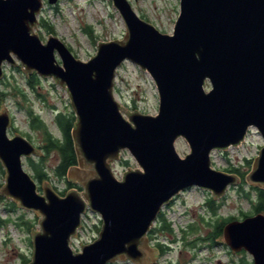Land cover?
Returning <instances> with one entry per match:
<instances>
[{
	"label": "water",
	"instance_id": "95a60500",
	"mask_svg": "<svg viewBox=\"0 0 264 264\" xmlns=\"http://www.w3.org/2000/svg\"><path fill=\"white\" fill-rule=\"evenodd\" d=\"M112 2L126 33L99 42L84 61L57 36L43 42L34 32L44 0H0V80L6 63H20L26 76L67 89L78 158L67 179L84 189L61 195L46 183L41 193L23 158L42 152L23 134L11 137V112L0 111V196L42 215L27 264H156L149 232L160 211L193 186L224 196L242 178L213 168L212 152L240 145L251 128L264 140V0H180L172 33L129 0ZM180 137L191 148L185 157L176 150ZM245 179L264 189V145ZM88 209L102 227L76 251L71 241ZM223 233L232 250L264 264V213L229 221Z\"/></svg>",
	"mask_w": 264,
	"mask_h": 264
},
{
	"label": "rangeland",
	"instance_id": "374dc122",
	"mask_svg": "<svg viewBox=\"0 0 264 264\" xmlns=\"http://www.w3.org/2000/svg\"><path fill=\"white\" fill-rule=\"evenodd\" d=\"M44 1V8L38 18L40 22L43 19L47 27L39 23L34 27V32L39 34L43 42H46L50 35L57 36L81 60L88 61L95 56L99 42L122 39L126 33L125 21L113 6L112 0H59L56 4ZM129 1L141 18L155 25L163 33L173 32L180 13V0ZM48 25L53 26L54 32L49 31ZM86 29H91L92 34ZM57 58L61 59L59 55ZM4 69L5 75L0 80V89L13 88L14 85L27 93L25 98L11 91L2 100L0 111L8 107L12 116L9 135L13 137L20 133L37 147L43 146V132L34 129L30 124L29 110L33 107L55 135L61 136L55 123L57 112H74L67 89L57 85L51 77L39 76L41 81L35 91L28 85L29 77L24 74L22 64L13 66L6 63ZM263 145L264 140L258 129L251 128L240 145H233L225 150L215 149L211 156L212 167L227 173H236L231 170L239 169L247 175ZM175 146L181 157L191 152L188 141L183 137L177 139ZM40 150L42 155L23 158L24 168L36 180L38 190L43 193L46 183L59 194L70 190L66 179L55 172L59 162L58 154L56 152L47 154L41 148ZM41 157H44L42 162L48 176L42 181L35 178V172L29 161L30 159L38 161ZM5 181L6 171L0 161V189ZM242 184L241 182L231 185L227 193L216 200L213 199L212 191L193 186L182 191L168 206H165L163 212L170 223L175 241L170 240L171 233L158 235L160 242L167 246L169 244L171 248V251L164 256L160 254L158 262L160 264L170 262L171 264H253L251 253L244 249L232 250L225 243L223 234L214 236L217 230L216 224L221 219L234 217L236 220H242L245 215L252 216L258 213L254 208L257 195L255 187L246 182ZM83 190L82 187L81 191ZM211 198L215 201L214 206H218L215 211L208 207ZM13 202L16 206H13ZM41 218L42 215L38 211L21 208L13 198L0 196V221L9 220L6 225L0 223V264H27L32 259L31 232L41 229L39 223ZM159 223L156 222L154 227ZM99 227L100 229L102 227L101 216L88 209L82 227L71 241L72 248L80 251L82 244L93 242L99 235ZM150 242L151 245L156 246L154 240L150 239ZM115 264L132 263L128 261Z\"/></svg>",
	"mask_w": 264,
	"mask_h": 264
},
{
	"label": "trees",
	"instance_id": "16d2710c",
	"mask_svg": "<svg viewBox=\"0 0 264 264\" xmlns=\"http://www.w3.org/2000/svg\"><path fill=\"white\" fill-rule=\"evenodd\" d=\"M40 23L43 25V27H47V24L45 23L43 19L41 20ZM48 26H49V31L54 32L53 26L51 25H48ZM86 31L92 34L91 29H86ZM28 77H29L28 79L29 87L36 91L41 81V78L36 72L30 74ZM12 86L13 88L0 89V109H1L2 100H4L11 91H15L14 92L15 94L22 95L25 98L27 97V93L25 92V90L20 89L18 86H14V85ZM29 117H30L31 126L34 129H38L43 132L44 143H43V146H39L38 148H41L42 150L47 152V154L50 152H56L58 154L59 162L57 166L55 167L56 174L66 179L69 188L76 187L82 190V187L78 183L71 182L67 179V172L69 168L73 165L78 164V158H77L74 141L72 137V129L76 121V116L74 112H69V113L57 112L55 116V123L57 124L61 132V136L55 135V133L50 129L49 125L41 118L40 114L34 111L33 107L30 108L29 110ZM29 161H30L33 171L35 172V175H34L35 178L39 179L40 181H42L45 178L46 179L48 178L47 173L45 171V166L42 162L44 161V157H41L40 159H38V161L33 160V159H30ZM231 171H234L238 175H240V177L242 178L243 184L246 182L245 172H241L239 169L231 170ZM253 187H255L256 192H257L255 203H254L255 211L264 212V189L257 187V186H253ZM65 193H66L65 191L60 192L61 195H65ZM12 204L13 206H16L15 202H13ZM214 204H215V201L211 198L208 202V207L212 211L217 210V207H218V206H214ZM245 217H247V215H245ZM233 219L234 217H229L226 219H221V221L217 222L216 224L217 230L214 233L215 234L214 236L222 235L224 225L228 221L233 220ZM161 220L162 221L159 223L158 226L154 227L153 229L151 228L152 233L159 232V233H164L165 235L166 233H171L172 228L170 226V223H168L167 219L162 218ZM8 222L9 220L3 221V222L0 221V223L3 225L4 224L6 225ZM98 231H100V227L98 228ZM158 248L163 253L169 249V248L160 246L159 243H158ZM111 264H115V263H111ZM157 264H160V263H157ZM168 264H171V262Z\"/></svg>",
	"mask_w": 264,
	"mask_h": 264
},
{
	"label": "flooded vegetation",
	"instance_id": "af4514ba",
	"mask_svg": "<svg viewBox=\"0 0 264 264\" xmlns=\"http://www.w3.org/2000/svg\"><path fill=\"white\" fill-rule=\"evenodd\" d=\"M169 205V204H168ZM168 205H166V206H168ZM162 218H165L166 219V217H165V214H164V212H163V209L160 211V213H159V215H158V218H157V220L155 221V223L156 222H161L162 220ZM233 220H236V219H233ZM230 221H232V220H230ZM229 222V221H228ZM227 222V223H228ZM155 225V224H154ZM154 227V226H153ZM153 227H152V229H153ZM224 228V227H223ZM152 229L150 230V232H149V237H150V239L153 241L154 240V243H155V245L156 246H158V243L160 244V246H163V247H165V248H169L166 252H161V250H160V252H161V256H164V254H167L169 251H171V248H170V245L168 244V246L167 245H165V244H163V243H161L160 242V236H158L160 233L159 232H154V233H152ZM222 236H224V233H223V235ZM167 237H170V236H167ZM170 240H172V241H175L174 240V238H173V234L171 233V238H170ZM160 261V260H159ZM159 263V262H158ZM254 264V263H253Z\"/></svg>",
	"mask_w": 264,
	"mask_h": 264
}]
</instances>
